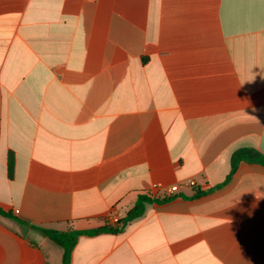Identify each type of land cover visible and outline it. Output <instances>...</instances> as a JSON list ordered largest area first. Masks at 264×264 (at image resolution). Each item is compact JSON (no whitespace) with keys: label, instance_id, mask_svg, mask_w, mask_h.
I'll list each match as a JSON object with an SVG mask.
<instances>
[{"label":"crops","instance_id":"obj_1","mask_svg":"<svg viewBox=\"0 0 264 264\" xmlns=\"http://www.w3.org/2000/svg\"><path fill=\"white\" fill-rule=\"evenodd\" d=\"M242 149L264 154V0H0V208L84 231L172 197L70 264H264V166L226 182ZM64 256L0 217V264Z\"/></svg>","mask_w":264,"mask_h":264},{"label":"trees","instance_id":"obj_2","mask_svg":"<svg viewBox=\"0 0 264 264\" xmlns=\"http://www.w3.org/2000/svg\"><path fill=\"white\" fill-rule=\"evenodd\" d=\"M242 161L248 163L260 164L264 166V154L253 149H242L240 151L235 152L231 159V173L228 176L226 182L231 179L233 174L236 172L239 163ZM13 170H14V161L12 159L10 161V175H12ZM206 193L207 192H203L200 189L196 188L194 189L193 197L203 196ZM171 199L172 197L160 200V199H152L148 196H140L137 199L133 208L126 213V216L122 218L117 225L106 224L105 226L100 228L84 230V231L71 230L68 232H61L54 229H46L42 227L33 226L20 220L18 217L14 216L11 212L4 211L1 208H0V217L12 219L20 225L30 227L42 233L45 237L49 238L51 241H53L54 243H56L57 245H59L64 249L65 251L64 264H70L74 247L76 246L78 239L81 236H96L104 233L119 234L125 230L126 226L131 221L140 218L144 215L147 204L153 202L164 203Z\"/></svg>","mask_w":264,"mask_h":264},{"label":"built area","instance_id":"obj_3","mask_svg":"<svg viewBox=\"0 0 264 264\" xmlns=\"http://www.w3.org/2000/svg\"><path fill=\"white\" fill-rule=\"evenodd\" d=\"M196 186H197L196 183H194V182L191 183V187H196ZM175 191H177V187H172L170 189L171 193H174ZM120 220H121L120 216L114 215V216L110 217L109 222H110L111 225H117Z\"/></svg>","mask_w":264,"mask_h":264}]
</instances>
